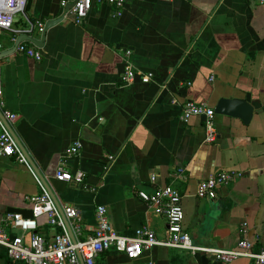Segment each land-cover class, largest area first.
<instances>
[{"label":"crops","instance_id":"0c3cea01","mask_svg":"<svg viewBox=\"0 0 264 264\" xmlns=\"http://www.w3.org/2000/svg\"><path fill=\"white\" fill-rule=\"evenodd\" d=\"M63 1L76 0H31L12 32L0 30L4 53L15 47L12 35L19 39L32 25L62 19L46 35L38 27L28 33L38 40L46 36L41 48L23 43L40 51L41 61L16 51L0 59V70L5 108L18 116L15 134L60 207L79 212L81 232L72 230L76 240L95 235L100 206L118 234L133 236L147 227L165 240L166 218L139 193L173 186L182 195L184 227L196 246L232 250L249 239L255 251L264 249L263 0H125L121 16L95 2L81 24ZM127 51L134 71L153 74L150 83L138 76L123 86ZM249 93L260 110L249 125L215 114L214 143L206 142L203 117L181 120L189 101L215 110L219 99ZM75 142L80 152L66 167L84 172L79 186L55 178ZM220 172L241 177L215 199H200L199 182ZM40 194L24 164L0 159V227L11 232L6 216L28 217L26 198ZM60 232L46 217L39 219L38 233L46 241ZM149 263L224 264L209 254L162 246L136 260L111 249L95 262ZM0 264L24 262L10 259L0 246ZM230 264L257 263L242 258Z\"/></svg>","mask_w":264,"mask_h":264},{"label":"built area","instance_id":"2783aa9c","mask_svg":"<svg viewBox=\"0 0 264 264\" xmlns=\"http://www.w3.org/2000/svg\"><path fill=\"white\" fill-rule=\"evenodd\" d=\"M106 4L116 9L115 16H121L125 7V0H76L74 6L70 9L74 16L76 24H81L92 11L94 3ZM264 2V0H263ZM29 0H0V30L13 31L16 16L24 14ZM70 3L62 2L66 7ZM35 27L40 32H44L45 25H32L31 30L23 35L33 32ZM16 35H12V42H17ZM3 46L0 44V52ZM17 52L34 58L36 61L42 60L40 51L30 48L25 44H20ZM132 52H126L125 68L121 75L123 86H129L138 76L143 83H150L153 74H144L134 71L129 58ZM0 159L15 157L20 163L24 164L33 174L41 194L37 196H28L26 201L31 205L33 216L26 218L20 213H10L6 216L7 228L0 227V246H2L10 259L21 261L24 264H95L98 256L111 249L118 253L125 254L129 259L136 260L141 257L144 251L151 250L156 246L185 250L192 255L204 253L214 256L217 261L224 264L233 263L239 259L246 258L254 260L257 264H264V249L254 250V244L249 239H241L237 247L232 250H222L216 248L196 246L190 234L184 227L185 211L182 204V195L173 186L159 188L154 194L140 192L139 196L155 211L164 216L167 220V235L165 240H159L156 234L147 227L138 229L133 236H123L118 234L110 223L107 209L103 206L97 209V228L95 235L85 241H74L67 225V220L72 230L76 233L81 232V219L79 212L73 207L59 208L46 188L45 184L39 179L26 155L17 144V140L11 131L13 124L18 116L5 108L4 91L1 83L0 70ZM194 117H203L205 119L206 142L214 143L219 134L215 125V110L206 104H198L189 101L184 104L181 114V120L188 123ZM81 149V143L75 142L67 151L66 158L59 164L56 172V180L74 185H82L85 180V174L82 171L72 173L67 169V160L78 155ZM180 175L184 170H179ZM241 177L237 172H220L210 178L202 180L198 184L197 196L200 199H215L221 188ZM156 181V175L151 178ZM46 217L48 222L55 227L60 228L61 232L57 234L53 241H46L38 233L39 219ZM20 231V233H17ZM29 236V239H26ZM153 264V263H149Z\"/></svg>","mask_w":264,"mask_h":264},{"label":"water","instance_id":"95a60500","mask_svg":"<svg viewBox=\"0 0 264 264\" xmlns=\"http://www.w3.org/2000/svg\"><path fill=\"white\" fill-rule=\"evenodd\" d=\"M70 5H71L70 9H72V7L74 6V3H72ZM61 21H62L61 18L49 21L46 24V26H45L44 34L46 35L47 31L51 27H54V26L58 25ZM45 35L42 38V40L35 39V38H33L31 36H28V35L21 36L18 39V41L16 42L15 47L12 50L4 52V53H0V59L5 58V57L15 53L17 51V48L19 47V45L24 43L25 41H29V42L33 43L36 47H40V48L43 47L44 46V42H45V38H46ZM260 108H261V103L259 101L253 100L252 94L249 93L245 97H240L239 96L238 98H221V99H219V101L217 103V106H216V109H215V114H217V115H226V116H230V117H233V118H237V119L242 120V122L245 125H249L250 122L252 121L253 117H254L255 112L260 110ZM0 115H2L1 111H0ZM11 131H12L13 135L15 136L16 140H17L18 146L23 151V153L26 155L29 164L31 165V167L33 168V170L35 171V173L37 174L39 179L41 181H43V183L45 184L46 188L50 192L51 196L55 200L56 198H55L54 193L52 192L51 188L46 183V181L43 179L41 174L38 172L34 162L30 158V156L28 155L26 149L24 148L23 144L18 139V137L15 134V132H14L12 127H11ZM55 202H56L57 206L59 208H61L60 205L58 204V201L55 200ZM16 213L22 214L21 212H16ZM32 216H33V213L31 211L30 215L28 217H26V216H24V217L31 218ZM67 225H68V228L70 230L72 239L74 241H76V238H75V236H74V234L72 232V228H71V225L68 222V220H67Z\"/></svg>","mask_w":264,"mask_h":264},{"label":"trees","instance_id":"16d2710c","mask_svg":"<svg viewBox=\"0 0 264 264\" xmlns=\"http://www.w3.org/2000/svg\"><path fill=\"white\" fill-rule=\"evenodd\" d=\"M30 2H31V0H29V3H28V6H27V9H28V7H29V5H30Z\"/></svg>","mask_w":264,"mask_h":264},{"label":"rangeland","instance_id":"374dc122","mask_svg":"<svg viewBox=\"0 0 264 264\" xmlns=\"http://www.w3.org/2000/svg\"><path fill=\"white\" fill-rule=\"evenodd\" d=\"M17 16H18V15H17ZM17 16H16V17H17ZM15 20H16V19H15Z\"/></svg>","mask_w":264,"mask_h":264}]
</instances>
